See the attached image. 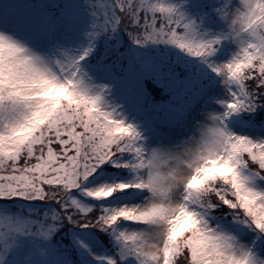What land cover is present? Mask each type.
Returning <instances> with one entry per match:
<instances>
[{"label": "snow or ice", "instance_id": "1", "mask_svg": "<svg viewBox=\"0 0 264 264\" xmlns=\"http://www.w3.org/2000/svg\"><path fill=\"white\" fill-rule=\"evenodd\" d=\"M113 30L202 58L223 77V111L149 148L85 60ZM258 108L264 0H11L0 12V264H86L81 249L96 253L80 229L108 233L107 264H264V136L225 122ZM109 164L118 178L97 183Z\"/></svg>", "mask_w": 264, "mask_h": 264}, {"label": "rangeland", "instance_id": "2", "mask_svg": "<svg viewBox=\"0 0 264 264\" xmlns=\"http://www.w3.org/2000/svg\"><path fill=\"white\" fill-rule=\"evenodd\" d=\"M10 3L11 2L8 0H0V12L3 13V16L6 19L9 16ZM186 10L189 12L192 11L191 9ZM209 23L210 22L206 21L204 27L201 28V31H204V28L208 27ZM97 37L98 35L93 39L92 49L89 55L85 57V60L88 65H94V71H98L96 68H100L103 65L104 68L105 66L107 68L103 72L101 71V73L98 74V77H95L94 75V80L96 83H107L110 85L105 97L106 100L110 105L116 107L119 115L123 116L128 122L137 125L142 132V135L145 137V143L149 148H155L162 144L169 145L176 143L180 139L192 134L198 124L206 122L208 114L223 111L224 105L219 103V101L226 95L223 77L213 72L202 58L193 56L174 44L161 41L163 43L162 47L167 48V50L170 46L173 48L175 46L176 60H182L181 63H184L182 67L177 65V69L173 66L175 68L173 69L171 66L164 65V63L153 56L154 53H150V49L147 48V45L157 48L160 41H150L144 45H138L133 42L127 34V36L124 35L123 37L125 40H128L129 45L121 50L118 55H114V62L107 59L101 60L105 62H99L91 57V52L94 48V41ZM79 39L81 42L85 40L82 35ZM111 41L114 42V39H111ZM143 47H146V49ZM234 47V45H229L228 55L231 54ZM107 51L110 54H108L106 58H110L111 53L114 54V49L108 48ZM121 55L125 56V63L123 62V64H121L125 66H121V69L117 72L120 74L117 77H114V74L117 73H114V70L112 72L111 69H114V63H117L120 60L117 56ZM186 60L187 63L185 64ZM93 61L96 63H93ZM134 61L139 65L141 71L134 69ZM217 62H221V60H217ZM159 64H163L165 70L158 69L160 66ZM194 66H197L196 75L201 77L197 84L192 83L188 73V71ZM115 68L118 69L119 67L115 66ZM173 70H177L179 73L173 75ZM168 76H170L172 80H169ZM146 78H148V81L152 84L150 85V88H152L154 94H156L157 97H161V99L168 96H178L177 93L182 92L185 89L189 90L190 93L182 97L178 103L172 104L171 108L169 107L168 114L161 116L156 112L157 109L153 110L150 104L148 105L145 102V96L149 94L147 90L148 88H146L147 84L138 82H141L140 80H146ZM124 83L129 85H124ZM210 93L212 95H210ZM206 96L211 97L202 102ZM138 108L146 110L145 112L149 113L151 116L148 117L143 115L141 113L142 111L140 112ZM259 112L260 108L256 109L254 112L241 110L239 112L231 113L229 117L226 118L225 122L231 130L238 132L239 134H247L252 137L257 135L264 136V128L243 127V129H240V127H242L240 123L242 120H249L253 115L254 117L257 116ZM260 113L263 114L262 112ZM260 119L264 120L263 118ZM261 120H259V122ZM101 168H104V165H101ZM97 172L100 173L97 183L118 178V173L110 164L103 172H100V169H97ZM93 175L96 174L94 173ZM123 175H127V170H125ZM89 179H91V177ZM80 198L89 203H99L91 197L81 196ZM132 202L139 203L141 201L135 200ZM92 233H95V235ZM79 234L80 238L88 243L91 249L96 253V256L93 257L88 254L86 249H81V254L86 258V264H107L104 257L109 254L111 245L108 233L104 232L103 234V232H97V229H92L91 232L87 229H80ZM102 234L104 235V238Z\"/></svg>", "mask_w": 264, "mask_h": 264}, {"label": "trees", "instance_id": "3", "mask_svg": "<svg viewBox=\"0 0 264 264\" xmlns=\"http://www.w3.org/2000/svg\"><path fill=\"white\" fill-rule=\"evenodd\" d=\"M11 2V0H8ZM18 3H23L24 0H17ZM98 37L96 38V40L94 41V48L91 52V57L95 60V61H99V62H105V61H101L102 59H107L110 61L114 62V55H118L120 53L121 50H123L127 45H129L128 40H125V38L123 37L124 35L127 36V33L124 32L123 30H113L111 32V34L105 33V32H100L97 34ZM111 39H114V42L111 41ZM127 42V43H126ZM144 45V44H143ZM146 46V45H145ZM147 45V48L150 49V53H154L153 56H155L158 60L162 61V63H164V65L166 66H171L173 69H175L178 66L182 67L184 65V63H181L182 60H176L175 58V46L174 48L170 46V48L167 50V48L162 47L163 43L160 41L159 45L156 47H152ZM108 48H112L114 49V54L111 53L110 58H106V56L110 53H108ZM144 49H146V47H143ZM112 57V58H111ZM120 60L117 63H114L115 66L119 67L118 69L115 68L111 69V71L114 73L118 72L119 69H121V66L124 67L125 65H121L124 62V58L125 56L121 55V56H117ZM95 61H93V63H96ZM125 63V62H124ZM187 63V60L185 62V64ZM160 66L158 67V69L160 70H165V66L163 64H159ZM175 68H174V67ZM107 67L105 66L104 70ZM134 69L141 71V68L139 67V65H137V63L134 61ZM177 69V68H176ZM103 70V71H104ZM197 71V66H194L192 69H190L188 71L189 73V78L190 80H192L193 84H197L198 81H200L201 77L197 76L196 74ZM120 72V71H119ZM182 72V70H181ZM187 72V71H186ZM179 73L177 70H173V75ZM120 73L114 74V77H117ZM185 74V73H184ZM169 80H172V78L170 76ZM193 77V78H192ZM167 80V79H166ZM141 82L138 83H142V84H147L146 88H148V93L145 98V102L150 106L153 110L157 109L156 112L158 114H160L161 116H164L166 114H168V110L169 107L171 108L172 104H176L180 101V99H182V97L186 96V94H189V90H184L182 92H178V96H173V97H164L161 99V97H157L156 94H154V91L152 90V88H150V82L148 81V78H146V80H140ZM124 85H129L124 83ZM159 109V110H158ZM260 112H262L263 114H261ZM260 112L257 116L251 118L252 120L259 122V120H261L260 118L264 119V108H260ZM71 227H75V226H71ZM95 230V229H94ZM97 232H103L100 229H97ZM104 234V232H103ZM102 234L103 238L104 235ZM63 239V238H61Z\"/></svg>", "mask_w": 264, "mask_h": 264}, {"label": "clouds", "instance_id": "4", "mask_svg": "<svg viewBox=\"0 0 264 264\" xmlns=\"http://www.w3.org/2000/svg\"><path fill=\"white\" fill-rule=\"evenodd\" d=\"M210 122H211V113H210V114H208L207 121H206V122H204V123H210Z\"/></svg>", "mask_w": 264, "mask_h": 264}]
</instances>
